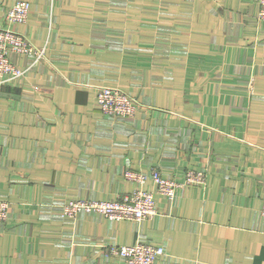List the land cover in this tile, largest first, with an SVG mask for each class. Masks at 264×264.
Masks as SVG:
<instances>
[{
	"label": "crops",
	"instance_id": "crops-1",
	"mask_svg": "<svg viewBox=\"0 0 264 264\" xmlns=\"http://www.w3.org/2000/svg\"><path fill=\"white\" fill-rule=\"evenodd\" d=\"M45 49L0 84V264H124L108 251L164 250L154 264H264V19L248 0H0V27ZM136 101L101 112V87ZM126 170L181 183L141 221L66 217L70 199L113 200ZM144 190L154 193L149 180Z\"/></svg>",
	"mask_w": 264,
	"mask_h": 264
},
{
	"label": "built area",
	"instance_id": "built-area-1",
	"mask_svg": "<svg viewBox=\"0 0 264 264\" xmlns=\"http://www.w3.org/2000/svg\"><path fill=\"white\" fill-rule=\"evenodd\" d=\"M258 7V18L264 19V0H248ZM30 11L29 3L16 1L6 11L4 21L6 27H0V84L9 83L23 77L24 70L17 68L10 60L12 53L27 57L31 65L37 64L39 59L45 55V49L33 45L25 36L10 28L14 24L25 23ZM97 105L102 113L114 117H130L136 110V101L127 93L116 87H101L97 94ZM124 180L135 184L138 188L123 195L120 199L110 200L109 204L99 205L96 201H76L62 207L63 214L74 219L80 212L98 213L103 217L113 220L141 221L156 214L155 195L170 201L175 197L177 188L183 185H203L205 174L201 171H190L184 173L181 183L172 179L164 178L157 170H152L149 175L128 170L123 175ZM151 181L154 193L144 190L142 187ZM143 189V190H142ZM10 205L7 201L0 199V223L8 219ZM260 213L264 218V201ZM109 253L118 256L124 264H154L164 250L160 246L136 243L131 246H111Z\"/></svg>",
	"mask_w": 264,
	"mask_h": 264
},
{
	"label": "rangeland",
	"instance_id": "rangeland-1",
	"mask_svg": "<svg viewBox=\"0 0 264 264\" xmlns=\"http://www.w3.org/2000/svg\"><path fill=\"white\" fill-rule=\"evenodd\" d=\"M45 56L46 55H44V57L42 58V59H39V60H37L38 62H41V61H43L44 59H45ZM125 92V91H124ZM129 117V116H128ZM126 171H128V170H126ZM125 171V172H126ZM132 171V170H131ZM124 172V173H125ZM124 173H123V175H124ZM131 183V182H130ZM135 185V184H134ZM136 188H138L136 185L134 186V188H133V190H135ZM132 190V191H133ZM143 190V189H142ZM131 191V192H132ZM126 195V194H125ZM121 197H123V195L121 196ZM119 199H120V197H119ZM76 201H88V202H90V203H92V202H94V200H84V199H70V200H68V201H66L65 203H63V205H62V207H64V205H66V204H68L69 202H71L70 204H71V206H70V209L72 208V206L74 205V204H76L77 202ZM96 203L97 204H99V205H103V204H109L110 203V200L108 199V200H102V201H96ZM62 207H61V210H62ZM62 213H63V211H62ZM79 214H97V215H100V214H98V213H84V212H80ZM78 214V215H79ZM77 215V216H78ZM76 216V217H77ZM75 217V218H76ZM72 219V218H71Z\"/></svg>",
	"mask_w": 264,
	"mask_h": 264
}]
</instances>
